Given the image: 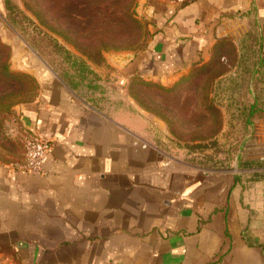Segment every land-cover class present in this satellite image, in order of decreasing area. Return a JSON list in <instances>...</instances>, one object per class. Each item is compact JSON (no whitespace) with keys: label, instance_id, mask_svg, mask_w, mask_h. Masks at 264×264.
I'll return each mask as SVG.
<instances>
[{"label":"crops","instance_id":"1","mask_svg":"<svg viewBox=\"0 0 264 264\" xmlns=\"http://www.w3.org/2000/svg\"><path fill=\"white\" fill-rule=\"evenodd\" d=\"M175 1L136 0L152 37L127 75L173 83L217 39H264V0ZM36 77L16 114L53 147L41 174L0 163V264H264V179L173 160L134 104L97 110L43 67Z\"/></svg>","mask_w":264,"mask_h":264},{"label":"rangeland","instance_id":"2","mask_svg":"<svg viewBox=\"0 0 264 264\" xmlns=\"http://www.w3.org/2000/svg\"><path fill=\"white\" fill-rule=\"evenodd\" d=\"M135 2L7 0L0 13V41L8 47V69L31 76L37 84L22 100L36 96V71L43 67L97 110L111 113L134 104L153 124V144L173 160L236 174L235 181L244 185L263 180L262 35L251 30L228 39L218 62L193 79H187L191 65L173 83L153 82L139 70L127 75L121 66L145 50L152 37ZM126 9L135 13L147 34L141 37L133 25L122 27L119 17ZM127 42L133 46L112 48ZM8 93L1 83L0 163L5 165L21 162L16 161L27 137L16 114L24 103L11 106Z\"/></svg>","mask_w":264,"mask_h":264},{"label":"trees","instance_id":"3","mask_svg":"<svg viewBox=\"0 0 264 264\" xmlns=\"http://www.w3.org/2000/svg\"><path fill=\"white\" fill-rule=\"evenodd\" d=\"M88 1L95 3L96 0H88ZM119 22L121 23L123 28L133 25L136 28V30L140 33L139 34L140 36L147 34L144 25L141 23V21L138 19L135 13H133L132 10L129 11L128 9H126L122 13V16L119 17ZM228 41L229 40L226 38L217 39L211 50V55H210L211 60L209 59L210 61L208 60V62H206V64L204 65H200L199 64L200 61L193 63L192 71L190 72L187 79H193L203 74L204 72L207 71V69L210 66L216 64V62H218L219 57L222 56V54L224 53L223 49L226 45H228ZM124 44L125 45H123L122 47H112V48L114 49L131 48L133 46L132 42H127ZM263 44H264V39L262 38V45ZM7 57H8V47L5 44L1 43L0 41V84L1 83L4 84V87H6V89L9 90L10 93H8L6 97L11 98V100H13L11 106H14L18 103H25V102L27 103V101L22 100V98H24V96H27V94L29 95L35 89H37V84L35 80L29 75L11 72L8 69ZM185 80L186 79H184V81ZM152 86L154 87V85ZM158 89L164 91V89L161 88Z\"/></svg>","mask_w":264,"mask_h":264},{"label":"built area","instance_id":"4","mask_svg":"<svg viewBox=\"0 0 264 264\" xmlns=\"http://www.w3.org/2000/svg\"><path fill=\"white\" fill-rule=\"evenodd\" d=\"M191 0H176V5H183ZM52 144L41 137L28 136L23 141L22 160L18 164L11 165L13 171L31 172L41 174L43 172V161L52 151Z\"/></svg>","mask_w":264,"mask_h":264}]
</instances>
